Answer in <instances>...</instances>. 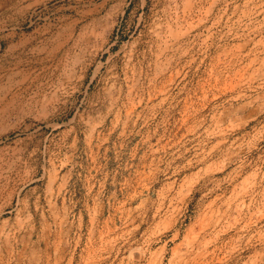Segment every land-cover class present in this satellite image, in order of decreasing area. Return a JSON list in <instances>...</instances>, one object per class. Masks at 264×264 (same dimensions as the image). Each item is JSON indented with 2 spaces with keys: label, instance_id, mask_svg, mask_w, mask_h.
<instances>
[{
  "label": "rangeland",
  "instance_id": "374dc122",
  "mask_svg": "<svg viewBox=\"0 0 264 264\" xmlns=\"http://www.w3.org/2000/svg\"><path fill=\"white\" fill-rule=\"evenodd\" d=\"M0 264H264V0H0Z\"/></svg>",
  "mask_w": 264,
  "mask_h": 264
}]
</instances>
